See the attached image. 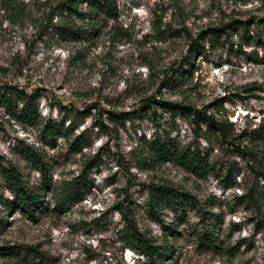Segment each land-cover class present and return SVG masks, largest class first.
<instances>
[{"label":"rangeland","instance_id":"rangeland-1","mask_svg":"<svg viewBox=\"0 0 264 264\" xmlns=\"http://www.w3.org/2000/svg\"><path fill=\"white\" fill-rule=\"evenodd\" d=\"M59 1L0 0V98L11 104L8 109L0 100V194L10 198L2 172L14 169L42 195L33 220L18 208L0 213V264H153L123 241V207L157 245L172 221L161 264H264V202L245 209L233 200L264 169L262 49L236 34H207L203 49L189 54L190 41L200 42L198 35L208 28L232 18L264 17V0H101L91 23L61 13ZM76 9L84 12L87 5L80 2ZM65 25L92 34L76 40ZM176 70L182 80L174 78ZM4 85L36 99L25 102ZM146 98L206 110L227 121L229 136L256 130L252 140L234 141L250 156L196 134L187 117L156 103L147 107ZM23 102L35 109L38 123L22 121ZM120 111L131 118L119 122ZM63 118V128L70 122L65 136L42 129ZM163 139L204 153L211 169L195 173L154 157L150 143ZM81 170L89 182L81 199L63 212L53 209L54 193ZM227 173L236 186H222ZM160 183L176 190L186 206L177 212L163 208L154 220L148 190ZM204 226L233 247L231 254L196 243L193 233Z\"/></svg>","mask_w":264,"mask_h":264},{"label":"trees","instance_id":"trees-1","mask_svg":"<svg viewBox=\"0 0 264 264\" xmlns=\"http://www.w3.org/2000/svg\"><path fill=\"white\" fill-rule=\"evenodd\" d=\"M80 2H85L87 9L84 12L77 11L76 6ZM101 0H61L56 3L57 8L61 13L65 12V15L74 14L81 19L91 23L94 15L98 14L101 8ZM254 25L256 31L249 34L248 27ZM64 28L66 33L71 35L73 39L80 40L87 37H90L92 34L91 29H86V27L79 26H68L65 25ZM207 33H201L202 36L198 35L200 42L196 40H191L189 45V54L191 52H197L202 50L204 47L203 39L208 36L218 37L223 36L225 39L229 38L232 34H236L237 39H242L244 44L251 43L256 47L262 49V56L260 59L264 63V17L255 19L254 17L248 19H237L232 18L228 21L212 28H208ZM174 78L176 80H182L183 76L181 73H178V70L174 72ZM167 84H171L173 80L170 78L167 81ZM3 90H8L9 93H14L18 95L19 98L25 101V99L30 98V100H35L36 97L32 95H26L21 88H17L15 85H4ZM0 93H3L0 91ZM0 100L3 105L8 109L11 104L8 98H3L1 96ZM26 102V101H25ZM23 102V105L19 109V116L23 122L36 124L38 123V117L35 113L34 108H28ZM152 103H156L158 107L163 108L171 114H176L189 118L190 124L195 126V133L202 134L204 138L209 140L210 135L213 136L215 140H222L228 142L229 145H233V150L238 155H248L244 151V147L239 148L237 144H234L235 140H239L242 137L252 140L256 135L254 129L249 130L248 132L242 131L240 133L234 134L232 136L227 135L226 131V120H221L214 117L210 113H206V110H197L194 107L189 105L180 104L178 102H172L167 100H156L153 98H146L144 104L147 107H151ZM116 118L119 122H124L127 119L131 118V114L128 111H120L116 114ZM66 118L61 119L58 124L44 123L42 129H44L49 135L54 136L57 134H62L65 136L70 130V122H68L63 128V123ZM205 124L204 131L200 132L199 125ZM209 134V135H208ZM150 150L154 157L162 161H175L177 164L185 166L192 172H206V170L211 169L207 165L204 153L200 151L189 152L186 148L177 147L171 140L163 139L158 141H151ZM250 156V155H248ZM38 170L41 173L45 172L44 166L40 163L37 165ZM87 170L89 168H86ZM81 170L79 174L68 179L62 190L54 193V206L53 209L63 212L66 210L67 206L71 203L78 202L83 192L89 187V182L87 179L86 171ZM3 177L7 181L6 185L10 192V198H5L0 194V213L6 214L7 210L10 208H18L21 212L26 213L27 217L34 219L36 212L42 210L41 201L42 195L39 191L30 190L26 185L23 184L19 173L14 169H8L2 172ZM254 181L249 182L245 186V191L243 193L234 194L233 200L235 206H242L247 209L249 206H254L257 201L259 203L264 202V169L256 170L253 176ZM258 179V181H257ZM256 180V183H255ZM222 186L225 188H231L236 186L234 178L231 177L228 173L220 178ZM149 196V215L152 216L154 220H158L157 214L160 213V210L163 208H168L174 212L182 211L183 206H186V203L182 198H180L170 185L166 183H160L152 185L148 190ZM44 208V207H43ZM129 209L123 207L119 210L121 219L123 220L122 233L124 235L123 241L125 244L132 246L137 251L141 252L145 257H147L153 264H161L163 257L165 256V251L169 248L167 245V237L172 234V221L167 223L166 226H163V231L161 232L163 243L154 244L153 237L149 235L142 234L141 231L136 227L134 222L133 215L128 211ZM3 214H0L2 216ZM2 218H0L1 220ZM216 219V218H214ZM176 225V224H175ZM194 240L199 246L212 248L216 251L218 248L222 251L229 252L231 254L233 247H225L221 242L218 241L217 235L210 227H205L199 231L193 233ZM241 240V239H240ZM27 249V247H22ZM2 253V251H0ZM218 252H220L218 250Z\"/></svg>","mask_w":264,"mask_h":264}]
</instances>
